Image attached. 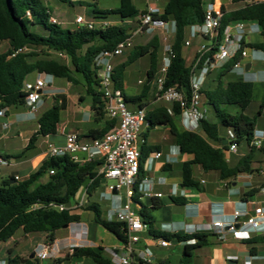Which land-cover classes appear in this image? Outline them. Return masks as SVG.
Returning a JSON list of instances; mask_svg holds the SVG:
<instances>
[{
    "label": "trees",
    "instance_id": "trees-1",
    "mask_svg": "<svg viewBox=\"0 0 264 264\" xmlns=\"http://www.w3.org/2000/svg\"><path fill=\"white\" fill-rule=\"evenodd\" d=\"M73 4L70 0H60ZM120 5L112 10L93 11L95 20H107L110 16L121 22L109 28L89 30L76 27L73 30L64 29L61 24L52 23V12L44 0H0V45L8 44L6 51H0V111L10 107L18 108L25 105L24 82L35 73L51 75L54 78L65 79L67 82L78 85L81 80L86 85L87 95L92 97L95 120L100 121L107 117L105 100L99 92L96 61L105 51H111L117 45L132 36L131 28L124 21L135 20L145 10H139L133 0H119ZM214 0H166L160 13L154 14L155 19L175 23V32L172 40L173 58L166 75V87H176L188 91L190 87V70L188 54L185 55L187 31L191 26L202 24L205 17V8L208 2ZM233 9L222 7L220 32L233 22H253L260 28L262 41L250 43L248 47L264 53V2L248 0H231ZM81 4V3H80ZM28 47H39L46 51L59 52L70 59V64H64L43 55L27 52L12 56L15 50ZM160 37L155 35L146 45L135 46L124 63L114 67L113 87L124 93L125 72L134 62L149 56L150 68L146 73L142 92L138 96L128 97L127 103L144 109L151 99H155L153 82L158 74L160 64ZM240 60V55L230 59L220 70L219 79L226 77ZM254 84L242 79L221 82L214 89H204L207 105L216 118L215 122L201 120L202 132L221 147H215L203 137L199 131L192 132L180 129L175 121L180 117L178 105L171 107L158 106L146 111L148 123L146 133L150 130L167 126L181 155H187L189 160L182 165V187L198 186L193 178V167L199 166L204 172H218L221 181L235 178L239 174L249 173L251 164L257 152L264 154V145L257 148L252 145L256 128L257 117L246 114L251 105ZM53 105L38 118V131L32 135L23 154L33 150L40 137L53 136L57 132L62 111L67 108V97L55 95ZM237 107L240 112L233 114L227 107ZM264 109V97L260 104L259 115ZM115 122L106 119L102 130H91L89 138L103 136L110 131ZM219 126L232 132V144L246 145L249 148L247 155L232 167L225 157L228 145L223 144L219 137ZM147 134H144L147 139ZM160 146H146L141 148L140 171L133 200L141 205L139 211L144 223L148 226L151 235L170 241L176 239L184 242V250L180 264H192L195 250L207 245L208 234H193L188 236L161 233L154 229L155 220L149 210L139 201L138 184L146 177L144 164L151 152L160 151ZM98 163L83 165L72 162L68 157H50L43 161L38 170L27 179L15 181L14 184L5 181L0 185V243L10 240L18 231L24 234L45 233L47 242L53 244L56 231L79 223L84 212H91L93 220L104 229L115 235L123 244H127V230L123 223L109 220L103 216L98 203L90 200L103 187V177L98 174ZM170 166V165H169ZM167 166H164L166 168ZM53 171V174L50 172ZM84 190L89 201L79 204L78 194ZM257 193L254 189L247 194L248 198ZM177 205L185 204V199L172 197ZM68 203L77 206L67 208ZM63 206V209H59ZM158 205L154 204L152 209ZM79 211V212H77ZM194 240V243L189 241ZM252 243L251 240L248 241ZM72 258H88L95 264H113L106 256L102 247L87 248L74 247ZM20 256L10 257L8 264H33V260L23 262Z\"/></svg>",
    "mask_w": 264,
    "mask_h": 264
},
{
    "label": "crops",
    "instance_id": "crops-1",
    "mask_svg": "<svg viewBox=\"0 0 264 264\" xmlns=\"http://www.w3.org/2000/svg\"><path fill=\"white\" fill-rule=\"evenodd\" d=\"M74 3H83L88 0H71ZM95 1V0H94ZM217 1V0H216ZM134 2V0H133ZM150 2H154L156 6L160 9L164 6L166 0H145L146 8ZM231 1L221 2L224 4V7ZM94 4H97L95 1ZM136 5V3L134 2ZM137 7V5H136ZM99 9V7H97ZM118 8V7H116ZM113 8V9H116ZM138 8V7H137ZM100 10H112V9H100ZM52 12L53 17H57L54 11ZM77 16H83L82 14H77ZM75 17V18H76ZM88 20H95L94 17H86ZM112 21H117L113 19ZM61 24V23H60ZM63 24V23H62ZM127 27L131 28L132 36H144L145 34L136 35L134 34L136 30V21L125 22ZM173 25L171 23V29ZM189 31V29H188ZM187 31V32H188ZM164 31L156 30L152 32V35L149 39L145 40L144 44H136L135 46H144L146 45L155 35L160 37L161 51H160V64L163 58V49H164ZM171 34L174 35L172 32ZM189 34V35H188ZM186 36V39L190 38V31ZM170 35V38L171 39ZM249 43H259L262 41V37L259 31H256L255 27L250 29L248 33ZM203 42L202 39H194L192 45L186 47V52H188V60L191 64L194 56L196 54L198 46ZM4 51L7 50L8 44L3 43ZM130 49V48H129ZM128 50V49H127ZM127 50L123 55L115 58L113 60L114 67L118 64L124 63L128 56ZM127 56V58L125 57ZM141 59V58H140ZM138 61V60H137ZM134 62L130 65L126 72L135 64ZM248 66V67H247ZM150 68V64L146 69V73ZM221 68L214 69L210 75L207 77L204 83V89H214L219 82L225 84L228 81L242 79L237 74V71L232 69V71L223 79H219V73ZM246 78L253 82L254 90L252 96V102L255 97V89L259 88V104H261L264 97V53L263 52H251L245 63L244 68ZM217 73L216 79H211L208 81V78L212 76L213 73ZM36 75V72L31 74ZM30 77L26 81L32 82ZM54 79L52 78L49 86H47L41 97V103L38 111L34 114L29 113V110L25 105L8 109H4V116L0 118L7 117L6 122L3 121L0 123V144L5 141L4 153L0 151V156L4 157L8 161V165L3 166L0 171V176L2 178V183L5 181H12V178H19V181L27 179L32 173L36 172L40 165L48 158L47 154V144L53 143L56 145H63L65 142V134L67 133H77L83 138L89 137V132L91 130H102L104 128V122L107 117L96 121V114L93 109V100L92 103L84 105L87 98L86 85L84 82H80L78 85L70 84V87H80L81 90H74L69 92L72 100L73 110L69 112V99L65 93L60 92V87L54 88L55 91L49 92L48 87L50 88L53 84ZM243 80V79H242ZM144 80H139L138 83L141 84L143 88ZM154 86V85H153ZM129 87L128 83L124 82V93L128 97H134L140 95L142 92ZM49 93V94H48ZM65 95L67 97V108L62 112H67L66 118H62V113L60 116V121L57 126V132L53 136L40 137L36 143V146L33 150H30L26 153H22L23 150L28 145V142L32 135L38 131V118L48 110L50 107L46 108L47 99L54 98L55 95ZM155 99H151L147 102L145 110H151L158 106L171 107V104L160 101L156 97V92L154 93ZM201 110L204 114V119L210 122L215 121L214 113L211 108L207 105L205 95L202 98ZM133 105V104H132ZM233 107V106H231ZM227 107L226 109L233 113L237 114L240 112L237 108ZM22 108L24 111L19 110ZM138 106L133 105V109H137ZM43 110L40 116L38 112ZM10 111H12L10 113ZM247 114V113H246ZM249 115V114H248ZM252 117H257V128L255 136L262 141L264 145V109L259 115L258 111H252ZM178 125L182 126L180 117L176 120ZM36 122L37 125L34 126L32 123ZM30 123V124H29ZM4 125H7L6 127ZM32 125V126H29ZM170 129L167 126H164ZM183 127V126H182ZM184 128V127H183ZM185 129V128H184ZM147 131V128L144 129ZM199 133L210 141L215 147H221L218 142L211 141L203 132L199 130ZM18 137H23L25 146L21 149V153H17L16 150V139ZM219 137L223 140L224 145H228V149L225 151V157L230 164V166L235 167L241 160L247 155L249 148L246 145L236 146L235 151L230 150V145L232 144V132L227 130L221 134L219 131ZM225 142V143H224ZM146 146H160V152L162 157L157 160H152L150 164H147L148 158L155 152H151L144 164V170L146 171L147 179L153 180V191L155 194H162L161 198H141L140 202L143 203L149 210H151V215L154 216V229L161 233L171 234V235H180L188 236L193 234H208L211 235L208 238L207 245L195 250L192 264H260L264 262V217L262 218L261 225L258 230L252 231L250 237L246 240H240L234 237V235L225 230L222 234L215 233L214 231H209L208 227L216 220L227 221L235 212H242L245 214H252L254 210L258 207L264 208V196L261 194V189L264 187V154L257 152L255 159L251 164V171L249 173L239 174L235 178L221 181L218 172H204L199 166L193 167V178L198 183V186L193 187H182V165L185 161L189 160L190 157L187 155H181L178 147L173 144L171 147L176 150L167 151L166 146L163 142L151 141L147 137ZM170 147V148H171ZM18 150V149H17ZM19 157L20 160L15 158ZM169 158L172 161H169ZM170 165V166H169ZM164 166H167L164 168ZM4 167L5 170L3 169ZM1 183V184H2ZM104 188V187H102ZM102 188L100 190H102ZM256 189L257 193L245 198V194ZM99 190V191H100ZM80 195L76 197V200L79 204H87V200L84 190L81 191ZM106 190L101 192V197L103 198V193ZM172 197H181L185 199V204L177 205L171 198ZM105 199V198H103ZM107 200V199H106ZM123 200H126L123 197ZM109 207H107V212L103 214L104 217L109 220H115L112 218L113 204L111 200ZM91 202V201H90ZM156 204L158 207L152 209L153 205ZM75 204L73 207L75 208ZM135 209L140 211L141 205L138 203L135 206ZM79 212V211H77ZM82 214L83 219L79 223H72L69 226L62 228L55 233V241L52 245L51 258L47 260L45 264H95L94 261H88V258H72L71 253L74 247H89V248H98L102 247L106 256H109L110 252H119L125 253L124 244L112 233L104 229L101 225L94 222L93 217L90 215ZM240 228V225H238ZM245 229V228H242ZM149 232L147 228L141 235V239L137 244L132 246L133 253L131 254V264H143L140 260V255L146 249L151 251V264H180L185 243L180 242L176 239L168 241L169 245L163 247L159 244V240ZM249 240L252 243L249 244ZM194 243V241H189ZM47 243V235L45 233H36V234H24L21 230L18 231L10 240L0 243V264H8V259L14 256H20L23 259H28L33 252L41 245ZM165 250V251H164ZM167 251V254H166ZM177 256V260L173 263L171 256Z\"/></svg>",
    "mask_w": 264,
    "mask_h": 264
},
{
    "label": "built area",
    "instance_id": "built-area-1",
    "mask_svg": "<svg viewBox=\"0 0 264 264\" xmlns=\"http://www.w3.org/2000/svg\"><path fill=\"white\" fill-rule=\"evenodd\" d=\"M248 2H264V0H248ZM222 7L219 0L208 2L203 23L189 28L190 38L186 39L185 46L189 47L197 38L202 39L203 42L198 46L191 63L188 91L165 86L166 75L173 58L172 43L169 38L170 34L175 32V23L155 19L153 15L160 13L161 9L154 2H150L146 12L135 20L124 21V23L136 21L134 32L136 35L152 33L156 30L164 31L163 58L153 85L158 100L179 106L181 110L180 121L187 131L198 132L201 129L200 122L204 119L201 110L203 88L210 73L214 69L222 68L236 55H240V60L234 65L233 69L244 81H249L244 71L249 54L251 52H262L248 47L250 43L247 36L250 29L255 27L256 31L260 32L257 23L233 22L221 34ZM51 22L60 24L55 17L51 18ZM119 23L121 22L112 20H88L84 16H77L74 19V24L77 27L89 30L109 28ZM171 23L173 25L172 29ZM132 39L133 37L127 38L120 42L115 49L103 52L96 61L99 81L98 90L105 100V111L108 119L115 122L114 127L101 137L83 138L77 133H67L63 145L47 144V154L50 157H68L72 162L79 165L86 163L99 164L98 174L102 175L103 187L106 190L102 196L112 201L113 212L111 217L125 225L128 236V242L124 244L125 253L113 251L109 253V258L113 264H131L132 246L140 241L141 235L148 228L139 211L135 209L138 203L133 200L140 171L141 148L147 141L144 136V129L148 126L146 110L140 108L130 110L124 93L113 87V60L123 55L127 49L133 46ZM26 50L27 48L15 50L12 56L24 53ZM52 78L51 75L36 72L34 81L24 82L23 91L29 113L34 114L38 111L42 92L49 86ZM0 116H4V111H0ZM252 145L260 148L262 141L254 136ZM230 150L235 151L236 145L231 144ZM161 157L160 152H155L148 158L146 163L150 164L152 160ZM169 161H172V159L169 158ZM6 165H8V161L0 156V171ZM53 173V171L50 172V174ZM15 180H19V178L16 177ZM109 181H113V184L110 185ZM153 184V180L147 178H144L138 184L139 201L141 198L162 197V194L154 193ZM260 192L264 196V187ZM123 197L126 200H123ZM59 209H63V206H60ZM263 217V207L256 208L252 214L237 211L227 221H214L208 227V230L220 234L221 238L224 231L227 230L235 238L246 240L250 237L252 231L259 229ZM238 225H240V228H238ZM159 244L163 247L169 245L168 241L164 239H160ZM51 252V244L47 242L41 245L35 250L33 264H45L51 258ZM140 260L143 264H151V253L148 249L141 253ZM245 264L251 263L246 262ZM260 264H264V262Z\"/></svg>",
    "mask_w": 264,
    "mask_h": 264
},
{
    "label": "rangeland",
    "instance_id": "rangeland-1",
    "mask_svg": "<svg viewBox=\"0 0 264 264\" xmlns=\"http://www.w3.org/2000/svg\"><path fill=\"white\" fill-rule=\"evenodd\" d=\"M45 4L50 8L51 11H54L56 13V15L58 16L55 17L57 19L58 22L61 23V25L63 26L64 29H68V30H73L74 28H76L77 26L74 24V19L76 17L77 14H82L85 18L86 17H93V11L95 10L96 7H99V9H113L116 7H119L120 5V1L119 0H95L97 1V4H94L95 1L94 0H88L85 1L83 3H65L62 2L60 0H44ZM71 1V0H70ZM208 1V0H207ZM220 2H227L229 0H219ZM73 2V1H72ZM134 2L136 3L137 7L139 10H145L146 9V5H145V0H134ZM222 6H224V4L222 3ZM235 6L232 5V3H228L226 5V8L228 9H233ZM115 17L114 16H110L107 20H113ZM63 23V24H62ZM189 33V31L187 32V34ZM152 33H147L146 35L142 36H135L132 39V43L133 46L136 44H144L145 40L149 39L151 37ZM171 39L170 42L172 43L173 40V34H170ZM189 35V34H188ZM133 47H131L130 49H132ZM128 49V50H130ZM4 47L3 44L0 45V51H4ZM127 50V53L129 54V51ZM161 51V49H160ZM27 53L29 54H39V55H43V54H47L50 56V58L56 59L64 64H70V59L59 53V52H52V51H46L42 48L39 47H28L26 50ZM160 53V52H159ZM188 52L185 51V55ZM127 58V56H125ZM188 58V57H187ZM188 60V59H187ZM150 64V58L149 56H145L141 59H139L137 61V63H135L126 73V82L128 83L129 87H132L138 91H140V89L142 88L141 84L138 83L139 80H146V69L148 68ZM217 73H213L212 76L210 78H208V81H210L211 79H216ZM31 81H34L36 75H30L29 76ZM81 82L83 83V81L81 80ZM58 87H62L61 90H59L62 93H65L69 99V112L70 113L73 110V105H72V100H71V96L69 94V92H73L74 90L80 91L81 88L76 86V87H70V84L65 80V79H54L52 86L49 88L48 90L49 92L51 91H55L54 88H58ZM69 91V92H68ZM259 88L255 89V97H254V101L253 103L250 105V107L248 108V110L246 111L247 114L251 115L252 111H258L260 109V104H259ZM49 94V93H48ZM54 103V99L53 98H48L47 99V104H46V108L51 107ZM89 103H92V97L87 95V98L85 100L84 105H88ZM128 108L130 110L133 109V105L130 103H127ZM231 108H234L231 107ZM237 108V107H235ZM238 109V108H237ZM19 110L24 111L22 108H19ZM12 111H10L11 113ZM43 112V110H40L38 112V116L41 115V113ZM67 112H62V118H66ZM9 119H7V117L4 118H0V123L3 121H7ZM216 121V119H215ZM264 122V121H263ZM30 124V123H29ZM34 126L37 125L36 122L32 123ZM32 126V125H29ZM180 129H184L181 125H178ZM185 130V129H184ZM219 131L221 134H223L226 129L219 126ZM145 134H147L145 132ZM147 137L149 140H153L156 142H163V144L166 146L167 151H173L176 150V148L174 147V149L171 147V145L173 144V137L170 135L168 129L164 126H160L157 128H154L152 130H150V132H148ZM6 144L5 141H3L0 144V151L4 153V145ZM25 146V142L23 137H18L16 139V147L14 150L15 152L18 151L17 153H21V149H23V147ZM171 147V148H170ZM29 153V152H28ZM16 160H20L21 158L16 157ZM6 167H4L3 169L5 170ZM2 183V178L0 176V185ZM109 184H113V181H109ZM104 190V188H102V190L98 191V193L90 200L91 202H95L98 203L101 206V209L103 211V214L105 212H107V207H109L108 205H110V202L107 201L106 199H103L100 195L101 192ZM82 193V192H80ZM79 193V195H80ZM84 216L86 215H90L93 217V214L91 212H84ZM152 213V212H151ZM154 217V216H153ZM165 251V250H164ZM151 253V251H150ZM167 254V251H166ZM152 255V254H151ZM173 263H175V261L177 260V256L172 255L171 256ZM88 261H90L91 263H93L90 259H88ZM138 264V263H135Z\"/></svg>",
    "mask_w": 264,
    "mask_h": 264
},
{
    "label": "water",
    "instance_id": "water-1",
    "mask_svg": "<svg viewBox=\"0 0 264 264\" xmlns=\"http://www.w3.org/2000/svg\"><path fill=\"white\" fill-rule=\"evenodd\" d=\"M248 67V66H247ZM225 143V142H224ZM15 183V181H11V184H14ZM114 194H115V192H114ZM75 205V203H68L66 206H67V208H71V207H73ZM34 256H35V252H33L32 253V255L28 258V259H30V260H33V258H34ZM27 259H25V260H23V262H25Z\"/></svg>",
    "mask_w": 264,
    "mask_h": 264
}]
</instances>
